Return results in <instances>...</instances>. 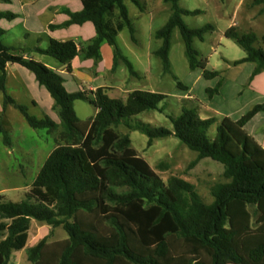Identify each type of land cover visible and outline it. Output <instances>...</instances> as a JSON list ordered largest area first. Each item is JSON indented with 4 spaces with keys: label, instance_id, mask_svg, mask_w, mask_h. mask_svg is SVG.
<instances>
[{
    "label": "trees",
    "instance_id": "trees-1",
    "mask_svg": "<svg viewBox=\"0 0 264 264\" xmlns=\"http://www.w3.org/2000/svg\"><path fill=\"white\" fill-rule=\"evenodd\" d=\"M129 1L140 12L145 10L143 0ZM163 1L172 10L155 33L162 42L155 55L161 59L164 72L170 71L171 35L178 28L190 69L199 68L206 80L218 77V72L207 69L205 60L198 59L192 46L195 39L203 41L213 27L188 28L182 17L200 11L181 9L180 0ZM80 3L81 11L63 9L68 20L50 28L90 22L94 37L79 44L50 39L48 47L37 52L66 65L70 72V63L79 53L96 64L101 59L100 47L106 43L113 49L114 68L120 55L116 37L125 28L132 36L134 32L124 0ZM253 5H263L264 12V0H253ZM15 18L10 12H0V20ZM4 34L0 28V120L6 107L13 106L32 129L54 133L55 147L33 183L23 191V200L10 201L0 193V264H8L12 253L23 250L31 264H264V149L244 130L253 116L264 112V103L253 106L237 121L226 117L200 119L196 110L183 108L176 118H170L172 131L150 128L132 118L148 111L162 112L159 104L165 95L133 90L125 99L112 98L105 88L68 93L61 75L14 54L16 49L4 44ZM223 36L244 52L233 65H254L249 82L264 71V51L255 46L258 39L254 34H240L237 27L230 26ZM260 42L264 45V36ZM7 64H18L33 74L52 98L58 123L29 115L26 107L7 95ZM220 85L219 81L206 92L210 97L218 94ZM178 88L186 90L180 83ZM75 101L93 106L96 114L80 120L73 109ZM213 125L216 133L209 138ZM119 126L145 134L148 147L157 138L175 137L197 153L192 165L205 158L221 164L225 182L211 187L212 202H203L195 187L183 179L170 177L164 182L138 156L129 136L118 131ZM0 134L9 146L1 125ZM33 221L61 227L67 238L54 242L42 238L27 247Z\"/></svg>",
    "mask_w": 264,
    "mask_h": 264
},
{
    "label": "rangeland",
    "instance_id": "rangeland-1",
    "mask_svg": "<svg viewBox=\"0 0 264 264\" xmlns=\"http://www.w3.org/2000/svg\"><path fill=\"white\" fill-rule=\"evenodd\" d=\"M142 2L145 10L140 12L129 0H124L132 23L133 36L127 28L118 34L115 41L120 55L115 61L113 72L103 74L107 81L114 79L118 86L111 92V97L124 98L126 95H123L122 90L127 89L149 91L166 96L165 100L159 104V107L163 109L162 112H144L133 117V122L139 121L150 128L162 127L172 131L170 118H176L183 108L196 110L200 119L210 117L221 119L220 116L207 112L203 108V104L215 107L218 105L219 100H215L217 94L210 97L206 90L215 88L219 81L220 88L225 84L223 96L227 107H238L240 98L237 100L230 97L233 95L234 85L246 91L249 80V78L246 79L248 64L233 65V62L244 57V52L234 42L224 38L223 34L235 23L234 26L240 34H254L258 39L255 46L264 51V45L260 42L264 36V12H259L263 5H253V0L179 1L181 9L200 11L197 15L182 17L188 28L198 29L206 25L213 27V31L207 33L203 41L195 39L192 44L198 53V59L206 61L207 69L219 73L218 77L206 80L201 76L199 68L190 69L185 55V45L178 28H175L171 35L168 53L170 71L164 72L161 59L155 55V51L162 44L161 40L155 38V33L171 16V5L163 0H143ZM15 33L18 37L21 35L20 26L15 28ZM44 41L46 42L45 39ZM3 42L9 43L10 36L3 37ZM111 50L113 53L112 48ZM125 61L129 62L131 69ZM52 63L56 65L57 62ZM178 83L192 89L191 95L194 100L183 98L187 89H179ZM8 90L7 95L17 104L26 107L29 115L40 119L47 117L58 120L55 109L50 110L40 104L38 107H32L27 93L14 89L12 82L9 83ZM43 91L48 93L44 88ZM73 109L77 117L83 121L89 120L94 114V107L83 101H75ZM0 125L6 129L9 139V146H7L4 135L0 134V190H7L14 186H30L35 180V174L40 171L47 156L55 147V134H48L46 130L32 129L23 115L13 106L6 107ZM118 131L129 136L131 147L164 182L170 177L187 181L195 187L197 194L206 204L213 200L211 187L216 183L225 182L221 164L205 158L192 165L197 153L188 149L173 136L157 138L148 147V137L142 132L128 130L124 126H119ZM215 133L216 126L213 125L208 130L209 138H213ZM20 168H24L22 176L16 174ZM4 193L10 201L24 199L23 190L18 192L7 190ZM250 210L253 211V208ZM29 238L27 247L35 245L42 238H46L48 242L64 240L67 234L61 227L51 228L33 221ZM8 264L31 263L27 261L26 251L23 250L12 253Z\"/></svg>",
    "mask_w": 264,
    "mask_h": 264
},
{
    "label": "crops",
    "instance_id": "crops-1",
    "mask_svg": "<svg viewBox=\"0 0 264 264\" xmlns=\"http://www.w3.org/2000/svg\"><path fill=\"white\" fill-rule=\"evenodd\" d=\"M63 9H67L70 12H79L82 6L80 0H10L9 3L0 2V12H10L16 15V18L13 20H0V28L5 33L4 37L7 35L10 36V42L4 44L16 49L13 52L14 54L40 62L61 75L64 80V88L68 93H88L97 88H105L107 95L111 97V92L118 86L115 84L114 79L107 81L103 76L105 72H113V53L111 47L106 43H103L100 47L101 59L96 64H94L91 59L83 58L79 53L70 63V72L67 71L66 65L60 64L53 58L41 55L37 52V49H46L50 39L57 41L73 40L79 44L94 37L95 30L90 22H86L82 25H71L67 28L51 29L50 26H58L68 20V16L62 12ZM234 24L235 23H233L232 26H234ZM17 26L21 28V35H19L20 39L15 33V28ZM44 44L46 46H43ZM50 60L57 62L56 65L52 63L54 61ZM245 64H248V67H246V79H248L253 72L254 65L251 63ZM5 73L7 93L9 92V83L12 82L14 89L17 91L20 89V91L27 93L32 107H38L40 104L47 109L53 110V100L47 95L49 93H44L43 87L37 84L31 72L18 64H7ZM198 78L199 76L197 79ZM186 89L183 98L194 100V97L191 95L192 89L187 87ZM224 90L225 84L221 86L215 99L219 100V106L217 105L215 107L203 104V108L207 112L214 113L221 118L226 117L233 121H237L253 106L264 103V71L254 76L250 82L248 80L246 91H242L241 87L237 88V86L234 85V92L230 98H240L241 101L238 107H227L226 99L223 96ZM132 91L133 90L128 89L122 90L123 95H126L124 98L122 97V99H125ZM39 97H41V102L39 101ZM1 112L2 94L0 93V113ZM96 112L97 110L94 108L93 116ZM53 121L58 123L59 119ZM244 130L262 149H264V112H259L253 116L244 125ZM23 173L24 168H20L16 174L22 176ZM37 174H35L34 178H36ZM28 187L29 185L24 187L14 186L7 190L10 192H18L21 190L24 191ZM7 190L2 189L0 193ZM33 238L34 235H32V239ZM29 239L28 235V240Z\"/></svg>",
    "mask_w": 264,
    "mask_h": 264
}]
</instances>
